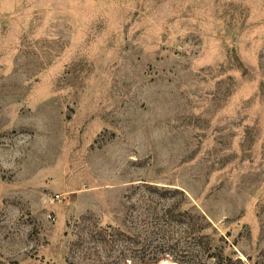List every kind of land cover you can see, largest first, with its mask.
<instances>
[{
  "label": "rangeland",
  "instance_id": "374dc122",
  "mask_svg": "<svg viewBox=\"0 0 264 264\" xmlns=\"http://www.w3.org/2000/svg\"><path fill=\"white\" fill-rule=\"evenodd\" d=\"M206 244L264 264V0H0V264Z\"/></svg>",
  "mask_w": 264,
  "mask_h": 264
},
{
  "label": "trees",
  "instance_id": "16d2710c",
  "mask_svg": "<svg viewBox=\"0 0 264 264\" xmlns=\"http://www.w3.org/2000/svg\"><path fill=\"white\" fill-rule=\"evenodd\" d=\"M160 218H157V217H155L154 219H153V222H154V225H159V223H160V220H159ZM105 230V232H104V234H100V233H98L97 235H95V233H93V232H91V231H89V232H86L85 234H86V236H88V237H90V239H91V237L94 235V236H96L97 237V241L99 242V243H101L102 244V246H104V249H105V251H107V252H109L110 251V245L112 246V243H113V241L115 240V237H117L118 235H117V233L116 232H113L114 230H112V229H104ZM192 231H193V228L191 229ZM84 237V236H83ZM81 235H77V239H78V241H76L75 242V244H77V245H81V244H83V238ZM87 238V237H86ZM165 244V243H164ZM167 245V244H166ZM85 246V245H84ZM178 250H180L179 248H178ZM205 254H206V258L207 259H212V260H214V262H213V264H223V259H222V256L221 255H216V254H213L212 253V251H211V249L209 248V245L208 244H206V248L204 249V251H203ZM107 256H110L111 257V262L112 263H118V261L120 260V258L121 257H119V256H115V255H109V253L107 254ZM230 260V259H229ZM183 263V262H182ZM186 264H203L201 261H197L196 263H186Z\"/></svg>",
  "mask_w": 264,
  "mask_h": 264
}]
</instances>
